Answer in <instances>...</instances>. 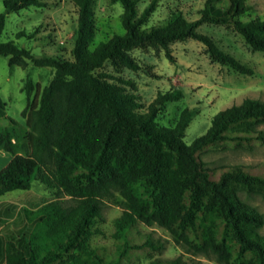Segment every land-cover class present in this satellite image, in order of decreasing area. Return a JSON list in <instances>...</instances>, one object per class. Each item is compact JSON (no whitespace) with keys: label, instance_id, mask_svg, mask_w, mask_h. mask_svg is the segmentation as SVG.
Wrapping results in <instances>:
<instances>
[{"label":"trees","instance_id":"obj_1","mask_svg":"<svg viewBox=\"0 0 264 264\" xmlns=\"http://www.w3.org/2000/svg\"><path fill=\"white\" fill-rule=\"evenodd\" d=\"M72 1L78 13L74 60L37 57L15 41H2L7 14L44 7L43 0H5L6 12L0 13V56L9 58L10 67L54 70L41 91L31 77L24 81L26 130L7 116L0 98V119H9L0 124V151L13 156L0 171V196L36 183L57 196L24 209L29 229L20 244L6 242V264H138L165 249L162 239L140 231V223L165 229L187 253L212 256L219 264H264V215L240 197L247 192L264 199V174L244 165L210 169L199 155L209 146L253 149L264 143V99L247 97L218 112L207 132L188 145L189 108L174 126L157 121L161 107L184 96L181 90L159 93L144 108L133 80L102 71L107 62L140 69L131 54L135 49L164 50L175 62L172 44L193 39L207 46L214 61L253 74L199 29L207 23L232 25L254 50L264 52V20L239 19L251 10L248 0H205L197 20L177 9L150 25L161 0H151L142 11L143 0H112L123 7L124 32L92 48L96 0ZM115 196L123 211L113 221V243L95 247L105 199ZM150 264L197 263L178 256Z\"/></svg>","mask_w":264,"mask_h":264},{"label":"rangeland","instance_id":"obj_2","mask_svg":"<svg viewBox=\"0 0 264 264\" xmlns=\"http://www.w3.org/2000/svg\"><path fill=\"white\" fill-rule=\"evenodd\" d=\"M5 0H0V13H5ZM44 7H26L6 16V26L2 41H15L23 48L30 49L37 57H58L74 60L73 48L77 29V7L72 0H43ZM151 0L139 3V10ZM251 10L239 17L249 21L256 17L264 20V0H248ZM205 0H161L157 11L151 18L150 25L165 21L174 10H181L189 20H197L204 9ZM97 35L92 48L100 42L123 33L121 15L123 7L112 0H96L94 4ZM199 32L210 36L225 52L231 54L253 70V74H243L230 66L214 61L207 46L198 40L189 39L172 44L171 62L164 50L135 49L132 56L139 63L140 69L118 68L107 62L102 71L131 79L137 86L141 103L146 108L159 93L181 90L183 97L168 102L158 114L161 126H174L181 112L189 108L191 123L186 130L185 142L188 145L204 135L211 126L213 117L220 111L240 104L245 98L264 99V52L254 50L232 25L204 24ZM24 35L18 36V34ZM31 77L40 91L47 86L54 76V70L47 67L30 65L27 69L20 66L10 67L9 58L0 56V98L6 105L7 116L25 127L22 112L27 107L28 95L23 91L25 79ZM1 125H8L9 119H0ZM264 130V124L260 127ZM205 166L216 169L221 166L244 165L254 174H264V143L253 149L238 146H209L199 153ZM3 165V163H2ZM216 177L220 171L215 172ZM240 197L255 206L264 215V199L260 195L241 192ZM52 190L36 183L31 190L13 191L0 196V264L5 262V245L9 240L20 244L28 231L24 209H35L56 199ZM122 207L117 204L116 196L105 199L103 207L104 221L98 224L100 232L92 239L93 246H106L113 243L112 225L115 218L122 214ZM142 233L165 242V249L144 257L141 263L150 264L155 259H173L181 256L188 263L219 264L214 257L192 255L173 241L170 234L158 226L149 227L139 224ZM264 235V226L260 229Z\"/></svg>","mask_w":264,"mask_h":264},{"label":"crops","instance_id":"obj_3","mask_svg":"<svg viewBox=\"0 0 264 264\" xmlns=\"http://www.w3.org/2000/svg\"><path fill=\"white\" fill-rule=\"evenodd\" d=\"M7 125V124H6ZM13 158L12 154L6 151H0V171L4 169L8 163L11 161ZM3 163V165H2ZM3 204L0 202V205ZM0 215H1V209H0Z\"/></svg>","mask_w":264,"mask_h":264}]
</instances>
